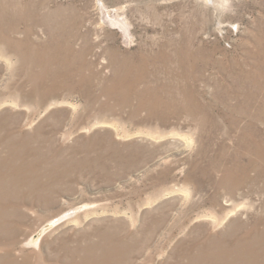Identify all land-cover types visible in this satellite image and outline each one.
<instances>
[{"label":"rangeland","instance_id":"1","mask_svg":"<svg viewBox=\"0 0 264 264\" xmlns=\"http://www.w3.org/2000/svg\"><path fill=\"white\" fill-rule=\"evenodd\" d=\"M1 12L3 26L16 22L14 39L28 38L31 50L27 69L0 51V117H15L11 134L51 199L19 205L23 231L1 248L32 264H66L64 244L75 248L105 231L123 240L126 264H173L233 219L264 217L263 197L244 189L229 196L211 167L239 137L214 83H230L239 66L254 71L264 0H0ZM51 84L55 94L42 101L38 93ZM187 90L224 116L209 136L201 113L159 119L136 109L140 96L182 109ZM247 123L239 118V127Z\"/></svg>","mask_w":264,"mask_h":264},{"label":"bare ground","instance_id":"2","mask_svg":"<svg viewBox=\"0 0 264 264\" xmlns=\"http://www.w3.org/2000/svg\"><path fill=\"white\" fill-rule=\"evenodd\" d=\"M213 5L214 7H212L211 10L214 13H219L220 7L215 6V4ZM23 11L25 12V10H19L21 16L27 14H24ZM55 15L57 14L55 13ZM2 20L3 13L1 12L0 51L5 53L10 51L11 53H13L19 60L20 67L25 69V65L28 63L27 52L31 50H29V48H31V42L29 43V41L27 40L28 38L23 40L14 39L13 35L18 32L15 26L16 24L14 25V23L16 22H6L7 24L3 26L4 24ZM254 40V71L248 72L246 69H243L245 66H239V71L235 73L233 72L234 75L230 83L226 85H223L222 83H214V85L216 86L214 97L218 101V104L222 106V108H224L223 113L226 112L229 115H227V127L235 128L239 132V137L236 147H234V149L231 151L228 149L230 152L224 147L221 148V151L217 155L216 160L211 162V167L213 169H216L217 172L220 173L221 177L218 181V186L224 189L229 196L233 197L237 194L238 191L244 189L246 194H244L245 197L251 194H257L263 197L261 205L262 207H264V131H260L258 127L259 125L264 126V31H262L258 38ZM161 53L163 54V52ZM191 58L192 54L188 53V59L191 60ZM29 74H26L28 79ZM37 77L41 79V73L38 74ZM41 83L43 84V81ZM73 88L70 86L66 87L67 91H71ZM43 89V92L38 93L42 101L47 95H50V93L55 94V90H57L55 84H51ZM155 90L157 91V89ZM191 93H193L192 90H187V92H185L184 95H186V97L188 98V103L184 105L182 109L170 104L171 102L167 103V101L166 104L160 105L161 103L159 104L158 101H155L153 99L144 98L145 100H143L142 96H140V100L138 105L136 106V109L139 111L146 110L149 115L156 114L159 119H164L163 117L167 113L176 114L180 111L186 113L190 117L201 113V125L203 126L207 136H209L212 130L219 127V119H224V116L219 115L217 114V112H215L219 111L218 107L215 108L213 105H203L198 103L193 94L191 95ZM240 99H242L243 101L241 102ZM235 100L237 102L232 103V101ZM7 116L4 114V116L0 117V147H3L5 145L9 149L6 157L0 156V242L5 243L6 245H11L17 243V237L23 231H21L19 223L25 216H23V214L18 210V206L24 203H41L43 204V206H46L50 204L51 199L47 198L50 195V192L48 191L46 184L41 183L38 177L33 172L34 165L33 162H31L32 159L28 160V157L25 158V148L23 146L20 148L17 147L18 141L11 134V130L13 129L12 124L15 121V117H13L12 115ZM241 116L248 120L247 125L242 128L239 127L238 124L239 118ZM43 164H45V162ZM94 237H96L95 240L88 239L86 242H84V244L78 245L75 248H71L67 244H64L62 250L66 254V264H126V261H124L125 253H123V249L120 245L123 240L121 241L119 238H115L105 231L101 233L95 232ZM204 239L206 240H204V242L202 243H195L193 249L188 250L187 253L181 255L182 257L173 264H264L263 215L262 217H259V215H255L254 219L251 221H241L239 218H235L227 225L226 231L216 236H208L207 238L205 237ZM17 255L19 254H15L12 251V248L0 247V264H32V260L28 254L21 253L19 255L21 256V258H19Z\"/></svg>","mask_w":264,"mask_h":264}]
</instances>
